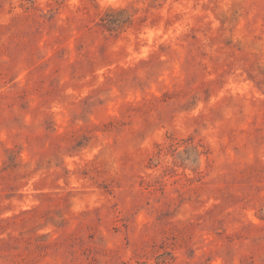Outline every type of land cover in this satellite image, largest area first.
<instances>
[{
  "label": "rangeland",
  "instance_id": "374dc122",
  "mask_svg": "<svg viewBox=\"0 0 264 264\" xmlns=\"http://www.w3.org/2000/svg\"><path fill=\"white\" fill-rule=\"evenodd\" d=\"M0 264H264V0H0Z\"/></svg>",
  "mask_w": 264,
  "mask_h": 264
}]
</instances>
